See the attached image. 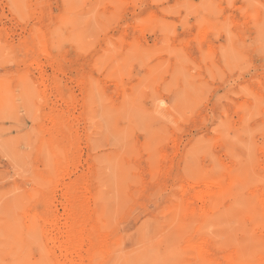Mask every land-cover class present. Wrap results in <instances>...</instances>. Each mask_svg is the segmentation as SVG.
Returning a JSON list of instances; mask_svg holds the SVG:
<instances>
[{"label":"rangeland","instance_id":"obj_1","mask_svg":"<svg viewBox=\"0 0 264 264\" xmlns=\"http://www.w3.org/2000/svg\"><path fill=\"white\" fill-rule=\"evenodd\" d=\"M0 264H264V0H0Z\"/></svg>","mask_w":264,"mask_h":264},{"label":"bare ground","instance_id":"obj_2","mask_svg":"<svg viewBox=\"0 0 264 264\" xmlns=\"http://www.w3.org/2000/svg\"><path fill=\"white\" fill-rule=\"evenodd\" d=\"M185 37V36H184Z\"/></svg>","mask_w":264,"mask_h":264}]
</instances>
